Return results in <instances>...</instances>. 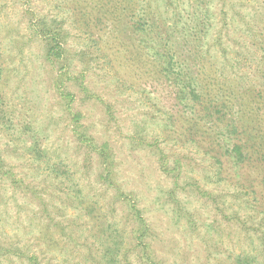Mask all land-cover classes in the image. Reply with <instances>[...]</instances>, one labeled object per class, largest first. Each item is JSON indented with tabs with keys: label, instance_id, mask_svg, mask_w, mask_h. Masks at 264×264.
Returning a JSON list of instances; mask_svg holds the SVG:
<instances>
[{
	"label": "rangeland",
	"instance_id": "1",
	"mask_svg": "<svg viewBox=\"0 0 264 264\" xmlns=\"http://www.w3.org/2000/svg\"><path fill=\"white\" fill-rule=\"evenodd\" d=\"M174 2L176 13L188 15L184 24L200 29V51L219 78L239 88L264 84V0ZM157 3L169 8L164 0ZM35 17L61 22L67 45L60 60L46 61ZM76 27L66 0H0V156L28 184L16 187L0 178V242L29 249L41 264H149L136 257L134 230L141 229L130 216L133 201L147 220L152 264H222L221 258L239 253L259 256L261 263L264 211L240 182V170L232 166L228 178L220 176L195 143L168 134L178 113L189 114V103L180 102L176 87L160 75L124 66L116 74L112 60ZM187 63L194 75L198 60ZM76 110L83 129L112 148L119 192L100 178L95 153L71 131ZM81 198L95 204L101 229L93 227ZM46 225L52 240L42 236ZM108 236L121 249L115 263L111 254L101 255ZM10 249L0 250V264L25 262Z\"/></svg>",
	"mask_w": 264,
	"mask_h": 264
},
{
	"label": "trees",
	"instance_id": "2",
	"mask_svg": "<svg viewBox=\"0 0 264 264\" xmlns=\"http://www.w3.org/2000/svg\"><path fill=\"white\" fill-rule=\"evenodd\" d=\"M165 3L171 11L166 6L162 10L157 0H66V9L73 16L76 29L87 35L88 41L94 45L98 54L108 57L109 62L112 60L116 74L122 66L139 67L144 74L160 75L176 87V98L180 102L189 103L190 106L186 105L190 112L188 115H184V112L178 113V117L173 118L172 128L168 133L170 137L195 143L205 155L213 158L220 176L225 175L228 178L229 167L236 166L240 170V182L247 184L252 190L257 207L264 211V84L239 88L233 79L219 78L214 63L211 64L208 55H202L200 51L203 42L202 37L198 35L200 29L184 24L183 19L188 18V15L176 13L174 0H164ZM35 19L34 30L46 45V61L52 63L60 60L67 45V33L61 22L50 25L44 19ZM149 48L153 53H150ZM82 57H85V53H82ZM192 59L198 60L194 75H191L187 68V61L191 62ZM138 63L140 66H137ZM120 74L123 75L122 72ZM83 79L84 73L80 72V87L89 98L92 94L88 92ZM59 84L57 88L60 94L68 102L73 101V94L65 88L62 89ZM71 116V131L80 145L87 147L88 152L95 153L102 171L100 178L119 192L120 187L114 177L116 162L109 143H97L94 137L83 129L80 111L71 112ZM219 136L229 139L230 146H223ZM2 161L0 156L1 180L9 179L16 187H27L24 179L18 177L12 168ZM164 164L165 161L162 162V170H166ZM174 178V184L177 186V176ZM173 192L174 190L171 193ZM203 194L208 195L207 192L201 193L202 196ZM120 195L125 201H130L127 195ZM80 202L92 217L95 224L93 227L101 229L99 220L102 216H99L93 201L81 198ZM129 207L131 218L139 221L138 229H141L138 233L134 230V238L138 240L134 249L140 248L136 257L152 264L155 261L148 253L150 241L145 239L149 233L147 220L135 202L130 201ZM229 219L231 217L226 216V220ZM49 232V226L46 225L42 236L52 240ZM2 243L3 241L0 242V250L7 251L12 248L10 253L18 261L25 260L20 264H41L38 255L29 249L23 250L17 244L7 247ZM100 245L102 258L111 254L109 262L119 261L121 249L114 243L112 236L103 239ZM126 257L127 253L124 254V258ZM258 259L259 256L254 254L239 253L227 256V260H220L222 264H264V259L261 263Z\"/></svg>",
	"mask_w": 264,
	"mask_h": 264
}]
</instances>
